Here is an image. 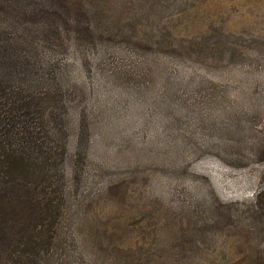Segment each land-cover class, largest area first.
<instances>
[{"label":"rangeland","instance_id":"obj_1","mask_svg":"<svg viewBox=\"0 0 264 264\" xmlns=\"http://www.w3.org/2000/svg\"><path fill=\"white\" fill-rule=\"evenodd\" d=\"M58 12L70 34L51 43L41 22L28 48L62 74L68 112L52 143L64 155L25 175L43 200L19 208L0 264H19L16 229L33 224L56 238L39 246L35 230L22 264H264V0H70Z\"/></svg>","mask_w":264,"mask_h":264},{"label":"trees","instance_id":"obj_2","mask_svg":"<svg viewBox=\"0 0 264 264\" xmlns=\"http://www.w3.org/2000/svg\"><path fill=\"white\" fill-rule=\"evenodd\" d=\"M23 1L25 0H0L1 242H6L9 232L12 228H16V224L17 228L20 227L18 219H20L19 208L22 205L34 209L35 203L41 206L43 199H38L35 191L30 194L25 175L27 173L47 174L58 169L64 153L59 151L52 141L53 136L63 130L68 112V106L65 105V100L60 93L59 83L62 74L55 72L53 67H44L42 62L36 59L38 53L33 55L28 46L31 47V44L38 39L37 36L32 37L33 34L30 35L29 30L33 26L37 29L41 22L40 25L51 32V35L46 38L51 43H56L55 39L63 41L61 35L66 32L70 34L68 17L58 12L59 9L67 10L70 0H54L56 9L47 6L30 9ZM80 10L87 12L85 7H81ZM80 10L78 8V16ZM45 18L54 24L43 22ZM84 29L89 31L90 27L85 25ZM34 48L36 49L35 46ZM13 183L22 192L15 191L13 200H8L7 193L1 190ZM44 193L45 191L40 194L43 198ZM262 195L264 190L259 192L258 197ZM44 209L43 217L49 215L50 211L47 206ZM7 215H12L11 221L6 219ZM44 228L42 224H33L28 227L27 234H25L27 229L24 226L20 233L16 229L19 238L16 237L19 241L17 239L14 243L15 250L18 249L21 253L19 264L25 260L23 258L29 256L30 250L36 249L34 242L39 235L45 236L41 239L43 244L39 243V246L45 247L53 243L57 234L56 228L52 229L51 233H45ZM35 230L38 236L32 234ZM46 251L48 252L47 247ZM1 252H3L2 244H0Z\"/></svg>","mask_w":264,"mask_h":264}]
</instances>
